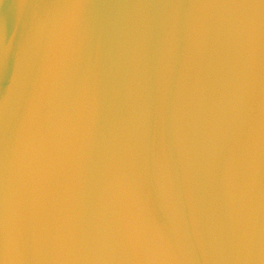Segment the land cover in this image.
Wrapping results in <instances>:
<instances>
[{"label":"water","instance_id":"water-1","mask_svg":"<svg viewBox=\"0 0 264 264\" xmlns=\"http://www.w3.org/2000/svg\"><path fill=\"white\" fill-rule=\"evenodd\" d=\"M121 182V264H264V0H3L0 264Z\"/></svg>","mask_w":264,"mask_h":264},{"label":"bare ground","instance_id":"bare-ground-1","mask_svg":"<svg viewBox=\"0 0 264 264\" xmlns=\"http://www.w3.org/2000/svg\"><path fill=\"white\" fill-rule=\"evenodd\" d=\"M1 6L2 4H0V17ZM120 188H118L121 192L119 198H116L118 193L116 189L114 190L115 201L110 190H107L102 201L96 200V209L93 217L90 218L94 225L87 226V231L82 228L81 234L78 235L79 232L77 234L82 240H79L76 249V264H121V229L124 219L127 221L131 217L132 200L128 199L129 195L122 182ZM128 188L131 191L134 187L128 186Z\"/></svg>","mask_w":264,"mask_h":264},{"label":"snow or ice","instance_id":"snow-or-ice-1","mask_svg":"<svg viewBox=\"0 0 264 264\" xmlns=\"http://www.w3.org/2000/svg\"><path fill=\"white\" fill-rule=\"evenodd\" d=\"M3 3V0H0V4H2Z\"/></svg>","mask_w":264,"mask_h":264}]
</instances>
